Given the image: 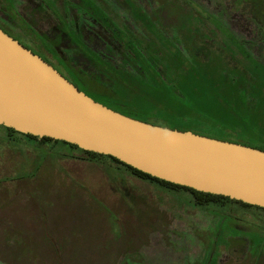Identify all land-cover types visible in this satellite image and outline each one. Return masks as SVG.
Returning <instances> with one entry per match:
<instances>
[{
    "label": "rangeland",
    "instance_id": "rangeland-1",
    "mask_svg": "<svg viewBox=\"0 0 264 264\" xmlns=\"http://www.w3.org/2000/svg\"><path fill=\"white\" fill-rule=\"evenodd\" d=\"M90 23L102 39L85 29L84 41L136 87L67 57L88 91L137 112L149 108L141 88L156 96L158 115H178L180 125L194 121L229 141L232 128L241 141L264 139V0H0V24L16 35L57 25L78 41ZM183 102L206 119H182ZM0 264H264V209L200 204L112 158L0 125Z\"/></svg>",
    "mask_w": 264,
    "mask_h": 264
},
{
    "label": "water",
    "instance_id": "water-1",
    "mask_svg": "<svg viewBox=\"0 0 264 264\" xmlns=\"http://www.w3.org/2000/svg\"><path fill=\"white\" fill-rule=\"evenodd\" d=\"M0 125L76 144L151 176L264 207L263 149L117 111L1 27Z\"/></svg>",
    "mask_w": 264,
    "mask_h": 264
},
{
    "label": "trees",
    "instance_id": "trees-1",
    "mask_svg": "<svg viewBox=\"0 0 264 264\" xmlns=\"http://www.w3.org/2000/svg\"><path fill=\"white\" fill-rule=\"evenodd\" d=\"M101 17H102V19L104 20L105 23H108L109 25H111L110 22L107 20V18H105L103 15ZM116 33H118V32L116 31ZM130 43H132V42H130ZM95 61H96V64H98L100 67L104 68L108 73L113 75L122 84L127 85L128 87H130L132 89H135L136 85L133 84V82L125 76V74L123 73V70L121 71L118 66L114 65L111 62H104V61L101 62V61H97V60H95ZM252 75H254V74H252ZM135 91H137L139 93V95L142 96V98L145 100V102L149 103L148 107L150 109L146 108V109L139 110L137 112H132V111H129L127 109L119 107L117 105V103L113 102L109 98V96L101 97V96H98V95L93 94V93H91L92 95H90V96H92L95 100H98V101L102 102L103 104H105V105H107V106H109V107H111V108H113V109H115L117 111H120V112H122L124 114H127V113L121 111L122 109H124L126 111H129L131 113L137 114V115H130V114H127V115L133 116L135 118H139L141 120H146V121L150 122L147 119L151 118L153 120V118H154V119L157 120V122H152L154 124H159V125H163V126H170L172 128H178V129H181V130H193L194 132H197V133H200V134H205V135L209 134V133L208 134L204 133L203 130H205V128L202 127V124H199V123H196V122L193 121V120L197 121L196 118H199V119H202V120L206 119V118H203L200 115V113H199V111L197 109L198 108L197 106H193L192 105V108H189V106H188L189 104L186 103V102H183L186 107L184 108L183 113H181L179 116H181V118L183 119L185 116H187V113H189L190 116L192 117L191 119L193 121V125L187 124V123L183 124L184 122H180V123H182V125H180V124H178L179 122H176V121L174 122L173 121L174 116H178V115H169V116H166V117L165 116H161L164 111L162 109H159V110L156 109L158 107V102L156 100V96H155V98H151V96H153V95H151L150 92L146 93L141 88H137ZM166 96H168V95H166ZM168 98H169L168 100L171 99V97H168ZM165 100H167V99H165ZM152 102L153 103L155 102L154 106H153ZM206 111L207 110H205V112ZM142 113L147 114V116H143L142 117V115H143ZM155 113H157V115L158 114H161V115L157 116V115H155ZM206 114H207V117L208 116L212 117L211 114H210V111H209V114L208 113H206ZM207 120H210V119H207ZM7 128L10 131L17 132L19 134L29 135L31 137H37V138L44 139V140L49 139V140H53L54 142H61V143L69 144V145L81 150V152H83L86 155V157L90 158V159L91 158L93 159V158L101 157V156L112 158L115 161L128 166L129 168H131L135 173L139 174L140 176L156 180V181H158V182H160L161 184H164V185H168V186H171V187H174V188H184L187 191H190L194 195V198L196 199V201L198 203H200V204H202L205 201H212V200L216 201V200H220V199H226V200H230V201H236V202L241 203V204H243L245 206H257V205H253V204H249V203L243 202L241 200H236V199L230 198L229 196L199 191V190H196L194 188H190V187H187V186H183V185H180V184H176V183H173V182H169V181H166V180L151 176L150 174H147V173H145V172H143L141 170H138V169H136V168H134V167H132V166L120 161L119 159L115 158L114 156L101 154V153H97V152H94V151L85 150V149L80 148L76 144H72V143H69V142H66V141H63V140H57V139H54V138H51V137H38V136H35V135H31V134H25V133H22V132H19V131L13 129V128H9V127H7ZM236 130L237 129L232 128V131H228L227 132V134L230 137H233V139H231V141L239 142V143L246 144V145H251V146H254V147H257V148H261V149L264 150V141H263L264 139H261L262 137L260 138L259 141H254V142L250 141V142H252V144H250L248 142L241 141V138L238 136L240 134V132L238 133ZM223 140H226V139H223ZM228 140H230V139H228ZM253 144H256V145H253ZM257 207L264 209V207H261V206H257Z\"/></svg>",
    "mask_w": 264,
    "mask_h": 264
},
{
    "label": "flooded vegetation",
    "instance_id": "flooded-vegetation-1",
    "mask_svg": "<svg viewBox=\"0 0 264 264\" xmlns=\"http://www.w3.org/2000/svg\"><path fill=\"white\" fill-rule=\"evenodd\" d=\"M14 7L16 8V3L14 1ZM92 7V6H91ZM97 10V9H96ZM97 12V11H96ZM98 13V12H97ZM100 16H102L101 13H98ZM14 19V18H13ZM25 20L24 18H22ZM84 20V19H83ZM97 22L101 23L103 29L107 30L105 28L104 20L100 17L99 19H95ZM26 21V20H25ZM30 25L28 21H26ZM105 23V24H103ZM103 24V25H102ZM8 27H14L15 24L13 22H10L7 24ZM90 28H87L83 24L84 33L80 35V39L78 41L74 40V36L71 34V32L67 31L66 29H63L56 25V27L51 28L48 31H43L44 34H41L37 32L34 27L31 26V28L37 33L38 36H34L33 34H30L25 30L23 26H21L22 33L21 34H13L9 32L7 29H5L1 24L0 27L7 32L9 35L13 36L17 40H19L22 44H24L26 47L30 48L33 52L40 55L42 58H44L46 61L51 63L56 69H58L65 77H67L69 80H71L74 84H76L80 89L85 91L87 94L92 95L90 91H88L86 88H84L78 80L75 79L73 76L74 73L70 69H67L66 66V59L67 57H74L73 60L77 61L79 64H86V61L89 62V59L96 62H107L106 60L110 61V56H106L102 52L97 51L96 49L92 48L87 42L84 41L85 37V29L87 32H91V34H88L90 37V40H100L102 39L100 34H97V32L94 31L92 23L89 24ZM103 41V40H102ZM108 41V40H107ZM67 42H71V44H75L78 49L77 51L75 48H73L71 45L67 46V48H64L65 45H68ZM106 45H108L109 42L103 41ZM51 44V45H50ZM68 49V52H66ZM79 54V55H77Z\"/></svg>",
    "mask_w": 264,
    "mask_h": 264
},
{
    "label": "crops",
    "instance_id": "crops-1",
    "mask_svg": "<svg viewBox=\"0 0 264 264\" xmlns=\"http://www.w3.org/2000/svg\"><path fill=\"white\" fill-rule=\"evenodd\" d=\"M57 144H59V143H57Z\"/></svg>",
    "mask_w": 264,
    "mask_h": 264
}]
</instances>
